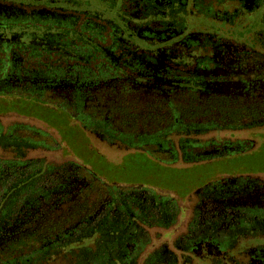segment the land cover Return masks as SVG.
<instances>
[{
	"label": "flooded vegetation",
	"instance_id": "flooded-vegetation-1",
	"mask_svg": "<svg viewBox=\"0 0 264 264\" xmlns=\"http://www.w3.org/2000/svg\"><path fill=\"white\" fill-rule=\"evenodd\" d=\"M13 1L0 0V96L48 102L65 110L95 152V143L118 149L128 145L164 162L186 165L184 160L190 158L206 164L264 150V41L257 39L264 38V0H137V34L148 29L162 41L181 37L195 50V57L187 52L184 66L179 64L183 73L175 70L178 63L172 64L168 51L157 53L150 70L152 86L159 88L155 100L175 101L173 92L163 88L174 89L172 85L195 87L197 92L188 97L196 99L193 103L181 99L184 106L176 115L169 108L166 120H147L149 133L137 125V107L126 111L108 102L98 104L111 79L57 83L31 75L28 68L41 57H31L30 49L40 41L23 37L25 29L5 24L21 11ZM75 90L88 92L83 104ZM35 117L31 111L0 114V208L9 207L24 190L34 191L18 201V212L9 225L2 224L0 239L5 230L26 233L72 214L74 227L80 229L82 222L92 226L117 204L115 194L126 191L155 205L157 197L151 192L98 180L86 164L64 153L58 132ZM30 164H36V178L28 181L24 176ZM17 178L18 183L9 184ZM170 197L168 227L153 228L147 246L153 245L152 252L145 259L140 253L137 264H264V163L254 170L208 175L183 196Z\"/></svg>",
	"mask_w": 264,
	"mask_h": 264
},
{
	"label": "trees",
	"instance_id": "trees-1",
	"mask_svg": "<svg viewBox=\"0 0 264 264\" xmlns=\"http://www.w3.org/2000/svg\"><path fill=\"white\" fill-rule=\"evenodd\" d=\"M136 2L137 0H14V7L21 11L5 20V24L13 25L20 31L25 29L23 37L40 41V45L30 49L31 57H41L30 65V70L28 68L31 75H40L48 80H56L57 83H75L74 80L78 79L79 82L93 81L94 84H100L103 80L111 79L110 90L107 89L108 93L101 96L98 104L108 102L110 107H119L126 111L129 107H137V125L140 124L144 128L142 131L149 133L151 129L147 127V120H166V111L169 108L176 115L184 106L181 99H189L193 103L196 99L188 97L197 92L195 87L172 85L174 89L163 88L164 91L173 92L175 101L166 103L159 98L155 100L159 88L152 86L154 78L150 70L157 62V53L168 51L172 64L178 63L175 70L183 73L184 70H179V64L187 52L195 57V50L180 41L181 37L162 41L156 37L158 34L155 35L148 29L141 31V36L139 32L137 34ZM148 15L150 13L144 18ZM175 38H179V41H174ZM257 39L264 41V38ZM116 89H120V92ZM188 92L190 93L187 94ZM74 93L78 103L83 104L81 100L86 99L88 92L75 90ZM11 99V102L17 99L26 100L17 96ZM28 103L31 105L27 112L31 111L35 118L58 132L59 139L65 146L64 153H72L86 164L98 180L115 187L151 192L157 200L152 206L148 201L145 203L137 199L132 194L133 191H126L120 196L115 194L117 204L110 206L105 216L89 227L84 222L80 229L74 227L72 222L75 214H72L59 222L50 220L40 223L26 233L5 230L3 239H0V264H137V258L141 255L145 259L152 252L153 245L148 248L147 246L153 228L164 231L168 227L166 219L171 206L166 202L169 199L173 202L170 194L183 196L201 185L205 178L200 176L189 185L173 188L127 181L118 176L117 172H108L107 169L98 167L81 153L78 145L86 146L87 149L89 142L79 124L70 122L71 118L66 115L65 110L43 101L29 100ZM123 148L127 150L125 154H150L139 147L125 145ZM130 156L134 158L133 155ZM157 160L162 161L158 158ZM198 161L193 158L184 160L188 164ZM34 165L30 166L29 175L24 176L25 180L36 178L32 173L36 169ZM18 181V178L13 179L9 184ZM7 185L4 182V186ZM30 189L31 191L24 190L17 194L9 207L0 208V231L2 224L6 221L9 225V219L18 212L17 203L23 195L31 197L34 193ZM92 201L90 200L89 205ZM138 204L141 206L139 211ZM42 219L44 218L39 221ZM52 221L54 224L50 226ZM140 253L142 254L139 255Z\"/></svg>",
	"mask_w": 264,
	"mask_h": 264
},
{
	"label": "rangeland",
	"instance_id": "rangeland-1",
	"mask_svg": "<svg viewBox=\"0 0 264 264\" xmlns=\"http://www.w3.org/2000/svg\"><path fill=\"white\" fill-rule=\"evenodd\" d=\"M10 97L0 96V114L14 111L17 114L27 112L31 105L29 100H10ZM97 152L93 149V142L86 146L79 147L81 153L91 159L102 169L108 172L116 173L127 181L138 182L141 184H150L161 187H177L180 185H189L202 176H212L217 173L247 169L254 170L260 168L264 163V150L261 148L258 152L234 154L229 158L216 159L206 164H172L162 162L150 154H125V149L109 147L103 144L95 143ZM149 153V152H147ZM130 155H133L131 157ZM106 156V158H104ZM202 178V179H203Z\"/></svg>",
	"mask_w": 264,
	"mask_h": 264
},
{
	"label": "water",
	"instance_id": "water-1",
	"mask_svg": "<svg viewBox=\"0 0 264 264\" xmlns=\"http://www.w3.org/2000/svg\"><path fill=\"white\" fill-rule=\"evenodd\" d=\"M124 149V148H123ZM126 150V149H125Z\"/></svg>",
	"mask_w": 264,
	"mask_h": 264
}]
</instances>
